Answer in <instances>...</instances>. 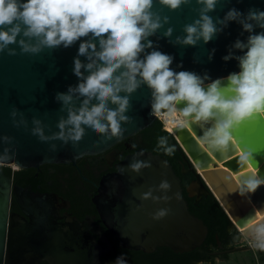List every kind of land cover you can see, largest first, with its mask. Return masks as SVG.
I'll return each mask as SVG.
<instances>
[{"label": "water", "instance_id": "1", "mask_svg": "<svg viewBox=\"0 0 264 264\" xmlns=\"http://www.w3.org/2000/svg\"><path fill=\"white\" fill-rule=\"evenodd\" d=\"M198 7L195 0H192L191 5H182L176 11H170L166 7L161 8L156 4L154 10H159L162 16L167 15L170 23L157 33V36L161 37L158 41L155 36L150 39L159 44L161 52L174 57L170 67L176 71H194L198 75L207 72L212 79L238 72L240 69L235 59L227 62L222 59L228 54L237 38L245 40L248 35L244 33L241 36V27L235 22L230 23L223 33H218L207 44L203 39L194 47L175 43L177 36L183 38L186 35L182 30L184 25L191 24L198 18L194 10ZM231 7H236L242 12H246L249 8L264 10V0H239V2L220 0L216 10L209 15L214 20L216 17L222 18ZM167 27L174 29L169 39L163 38V31ZM9 47L15 48L17 54L9 56L7 51L0 53V138L9 136L13 141L8 145L0 139V153L4 147H11L15 155L6 162H0V165L15 164L20 168L29 169L41 164L69 163L83 156L98 155L151 127L157 118L164 114L163 112L159 115L150 114L151 90L147 85H142L130 96L131 107L126 115L132 122L122 124V128L126 129L122 137H114L99 144L101 134L94 133L92 129L82 125L86 129V134L75 148L71 141L67 145L60 140L42 142L31 132L35 127L32 120L40 119L44 135L50 137L59 131L57 123L60 117L67 119V111L60 110L61 104L55 100V95L57 92H67L69 85L76 86L78 83L77 77L73 74V58L77 55L79 42L67 49L62 46L56 49L45 48L39 54L21 53L18 44ZM212 49H215V55L210 61L209 54ZM235 54L241 53L237 51ZM80 59L86 62L85 57ZM181 62L183 67L177 68ZM125 94L120 93L121 96ZM79 103V100L74 98L76 107H79ZM109 107L115 109L117 105L109 102ZM13 108L24 114L26 127L23 124L19 128L13 125L10 116ZM16 119L19 121L21 117L18 115ZM189 128L201 140L203 133L197 124L193 123ZM174 133L177 148L183 153L196 177L187 188L190 198H195L198 203L203 197L213 195L238 230L239 226H245L250 218L254 217L253 207L260 212L264 211V185L258 187L254 193H241V181L251 173L238 174L243 168L239 156L223 161L222 168L218 165L210 167L199 154V148L196 147L185 127L175 129ZM232 134L242 155L249 152L252 154L247 161L249 165L256 170L257 175L264 177V115H257L243 123ZM53 143L57 145L56 151L51 150ZM134 159L148 161L151 167L141 170L139 174L132 172L128 169V165ZM219 160H222L221 156ZM116 169V173L104 177L103 194L96 203L105 225L124 249L153 254L157 249L169 248L175 254H184L199 249L205 243L209 234L208 227L189 211L188 203L183 196L182 181L166 159L152 152H142V155L139 152L125 157ZM121 169L125 170L123 174ZM165 179L171 185V189L166 193L171 197L168 202H154L151 198L140 199L142 193L157 188ZM10 192L11 183L0 169V264L4 259L6 245L8 248L6 264H35L40 259L50 264H102L100 259L102 253L111 249L106 239L103 240L109 249L104 250L94 241L76 235L70 228L65 231L54 229L49 225L46 215L38 217L32 232L46 234L47 237L38 239L31 238L32 235L29 234L24 236L23 241L18 242L23 254L14 257L12 263L14 248L12 244L14 245L15 238L12 237V220H9ZM176 193H179V200L175 198ZM152 195L162 196L165 193L153 190ZM137 205L140 206L139 210ZM160 209L171 211L165 217L153 220L152 215ZM22 225L26 230L25 223ZM7 230H9L8 237ZM217 242L219 248L223 249L218 238ZM237 249L234 248L231 252ZM31 250H34V253Z\"/></svg>", "mask_w": 264, "mask_h": 264}, {"label": "clouds", "instance_id": "2", "mask_svg": "<svg viewBox=\"0 0 264 264\" xmlns=\"http://www.w3.org/2000/svg\"><path fill=\"white\" fill-rule=\"evenodd\" d=\"M219 2L195 0L198 18L184 25L183 38L175 39L176 44L186 46L194 47L201 39L207 44L232 22L241 27V36L248 34L245 40L237 38L222 57L225 62L235 59L240 70L212 79L207 72L198 75L194 71L172 69L174 57L161 52L159 44L150 39L155 36L158 41L161 37L157 33L170 23L167 15L154 10L156 4L176 11L182 5H191L192 0H0V53L16 55V49L9 47L12 44H18L21 53L39 54L45 48L67 49L79 42L73 58V74L78 83L55 95L60 110L67 111V119L61 116L57 123L59 131L49 137L44 135L41 120L33 118L32 134L42 142L60 140L67 145L71 141L74 148L86 134L82 125L101 134L99 144L122 137L126 131L122 124L132 122L126 115L131 107L130 96L147 85L151 90V115L163 112L180 127L198 123L203 131L201 140L210 150L227 151L234 130L257 115H264V10L249 8L242 12L231 7L222 18L214 20L209 13L216 10ZM173 31L167 27L163 38H171ZM237 51L241 54L236 55ZM214 55L212 49L210 61ZM80 57H85L86 62ZM182 67V62L177 65ZM122 92L126 94L121 96ZM74 98L79 100V107L75 106ZM109 102L117 107L110 108ZM10 116L15 127L27 126L18 109L13 108ZM0 139L8 145L13 141L9 136ZM158 146L168 155L175 151L174 146L168 145L167 137H160ZM51 150L56 151L57 145L51 144ZM14 155L11 147H4L0 162ZM251 155L246 153L242 159L247 162ZM150 167V162L138 159L128 165L137 174ZM120 171L123 174L125 170ZM262 185L264 177L253 173L241 181V193H254ZM170 189L165 179L157 188L142 193L140 199L168 202L171 197L166 193ZM153 190L165 195L153 196ZM175 198L179 200V193ZM170 211L157 210L152 219L159 220ZM251 231L254 247L264 251V221L252 225ZM113 264L127 261L121 254Z\"/></svg>", "mask_w": 264, "mask_h": 264}, {"label": "flooded vegetation", "instance_id": "3", "mask_svg": "<svg viewBox=\"0 0 264 264\" xmlns=\"http://www.w3.org/2000/svg\"><path fill=\"white\" fill-rule=\"evenodd\" d=\"M149 128L119 142L106 152L94 156H83L75 162L46 163L29 169L20 168L15 164L0 165L7 181L11 183L9 220H12V237L15 238L14 245L12 244L14 247L12 263H14V257L23 254V250L18 247V242L21 243L24 236L29 234L32 235L31 238L37 237L38 239L47 237L46 234L32 232L33 227H36L38 217L46 215L49 225L54 229L65 231L70 228L76 235L94 241L104 250L109 249L103 240L106 239L111 249L102 253L100 257L102 264H113L115 258L121 254L124 255L127 264H133L128 257L130 254L128 252L134 251L124 249L116 236L107 228L96 201L103 194L104 177L116 173V167L128 155L145 152L143 148L147 142L146 130ZM178 162L184 177L190 175L195 177L182 155ZM189 186L190 184L187 188ZM187 188L186 194L188 195ZM22 223H25L26 230L22 228ZM8 232L9 230H7V237ZM222 247L223 249H214L212 255L225 258L233 253L231 250L234 248L223 245ZM243 250L249 249L244 248ZM7 251L6 245L1 264H6ZM35 264L50 263L40 259Z\"/></svg>", "mask_w": 264, "mask_h": 264}, {"label": "trees", "instance_id": "4", "mask_svg": "<svg viewBox=\"0 0 264 264\" xmlns=\"http://www.w3.org/2000/svg\"><path fill=\"white\" fill-rule=\"evenodd\" d=\"M146 132L147 142L143 148L144 151L162 156L173 166L174 171L182 181L183 196L188 203L189 211L205 223L209 234L205 243L199 249L190 253L175 254L169 248H160L153 254L128 252L130 253L128 255L129 259L133 264H198L213 262L216 257L212 255V252L214 249L217 250L219 248L217 238L224 247L230 246V248H234L240 237V232L234 227L228 215L213 195L204 197L198 203L195 199L188 197L186 188L195 180V177L192 175L184 177L181 174L178 160L181 155L183 156V153L178 150L174 136L163 130L162 123L156 121L153 127L146 130ZM160 137H167L168 145L175 147L173 154H166L163 147L158 146ZM258 255L260 256V261L264 262V251L259 250Z\"/></svg>", "mask_w": 264, "mask_h": 264}, {"label": "bare ground", "instance_id": "5", "mask_svg": "<svg viewBox=\"0 0 264 264\" xmlns=\"http://www.w3.org/2000/svg\"><path fill=\"white\" fill-rule=\"evenodd\" d=\"M197 124L199 130L201 131V133H203L200 125L198 123ZM185 129L187 130V132L190 133L191 138L193 140V142L196 144V147L199 148V154L201 156L204 157L205 162L208 164V166L210 167H214L216 165L220 166L222 168V164L223 161H227L233 157L239 156L242 164H243V168L242 171H240V173L238 174H242L244 172H250L251 174L255 173L256 174V170H254L248 162H245L242 157V153L239 150V148L237 147L234 139L231 141L230 146L228 148L227 151L224 152H216V151H212L210 150L192 131V129L188 127H185ZM219 156H221L222 160H219ZM227 170V169H226ZM202 170L199 168V172H201ZM253 218H250V220L248 221V223L245 226H239V230L243 233H251V229H252V225H254L255 223L264 221V211L260 212L259 210H256L255 207H253Z\"/></svg>", "mask_w": 264, "mask_h": 264}, {"label": "rangeland", "instance_id": "6", "mask_svg": "<svg viewBox=\"0 0 264 264\" xmlns=\"http://www.w3.org/2000/svg\"><path fill=\"white\" fill-rule=\"evenodd\" d=\"M238 232H240V237L234 247L235 249L238 248L236 251L225 258L216 257L213 262H203L198 264H264V262L260 261V256L258 255L259 249L254 247L252 232L247 234L239 230ZM247 247L251 248L249 250H243Z\"/></svg>", "mask_w": 264, "mask_h": 264}, {"label": "built area", "instance_id": "7", "mask_svg": "<svg viewBox=\"0 0 264 264\" xmlns=\"http://www.w3.org/2000/svg\"><path fill=\"white\" fill-rule=\"evenodd\" d=\"M157 121L161 122L163 125V128L166 132L170 133L171 135H173L175 137V133L174 130L178 129V128H182L176 124H173L171 122V119L168 118L165 114H163L162 116H160L159 118H157Z\"/></svg>", "mask_w": 264, "mask_h": 264}]
</instances>
